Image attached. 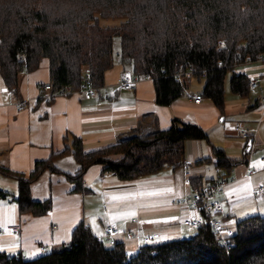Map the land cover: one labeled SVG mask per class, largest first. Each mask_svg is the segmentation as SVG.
Returning a JSON list of instances; mask_svg holds the SVG:
<instances>
[{"label": "trees", "instance_id": "16d2710c", "mask_svg": "<svg viewBox=\"0 0 264 264\" xmlns=\"http://www.w3.org/2000/svg\"><path fill=\"white\" fill-rule=\"evenodd\" d=\"M101 20L119 24L105 26ZM115 38H120L122 63L132 65L138 77H154L159 105L170 106L186 93L191 77L176 75L191 71L192 77L205 79L202 97L223 111L228 74L232 91L247 95L249 77L235 69L264 54V0H0V63L13 90L22 73L38 69L44 59L50 62L52 96L79 90L85 74L101 88L115 62ZM204 139L208 135L201 126L178 118L168 129L154 128L91 152L74 138L72 153L80 167L69 179L82 191L84 175L94 165L105 166L121 180L177 168L186 142ZM58 155L36 162L29 175L1 168L19 183L14 199L20 213L50 211L49 201L32 198L31 185L46 170L58 172ZM117 155L120 159H113ZM215 156L220 167L234 165L221 149H215ZM231 240L234 248L203 225L193 237L130 253L123 242L110 246L81 224L70 244L35 259L0 252V264H264V216L239 221Z\"/></svg>", "mask_w": 264, "mask_h": 264}, {"label": "crops", "instance_id": "0c3cea01", "mask_svg": "<svg viewBox=\"0 0 264 264\" xmlns=\"http://www.w3.org/2000/svg\"><path fill=\"white\" fill-rule=\"evenodd\" d=\"M125 67L118 57L106 72L97 96L87 98L79 90L52 96L46 88L51 82L48 59L38 69L22 73L14 90L6 84L0 63V225L21 228L19 235L7 233L0 237L1 253H18L25 259L41 257L45 253L39 246H48L51 252L70 244L81 224L96 237L102 236L109 224L136 230L133 239L119 240L130 253L146 246V236H158L151 245L190 238L195 229L187 221L196 212L174 202L215 182H225L218 194L224 204L219 217L228 228L234 231L239 221L264 215V193H256L264 186V62L236 67L237 73L259 79V87L250 88L247 95L232 91V73L228 74L223 111L208 98L203 97L199 104L194 102V96L201 95L204 87L191 91L192 77L187 80L186 93L170 106L157 103L153 80L140 79L134 91L120 89L118 80ZM21 102L26 103L22 110L18 108ZM176 118L201 126L208 135L207 142H186L181 166L121 180L105 166L94 165L84 175L85 189L75 190L69 179L80 167L72 153L74 138H80L84 151L91 152L137 134L147 135L154 128L168 129ZM228 119L234 127L228 126ZM68 147L70 151L64 153ZM215 149L223 150L234 165L218 166ZM54 154H61L54 162L58 172L46 170L31 185L32 198L49 201L50 211L38 216L20 213L14 199L19 183L1 168L29 175L36 162ZM186 160L190 162L188 167ZM248 166L255 172H248Z\"/></svg>", "mask_w": 264, "mask_h": 264}, {"label": "built area", "instance_id": "2783aa9c", "mask_svg": "<svg viewBox=\"0 0 264 264\" xmlns=\"http://www.w3.org/2000/svg\"><path fill=\"white\" fill-rule=\"evenodd\" d=\"M255 62H264V54L259 55ZM252 63V61H248L247 64ZM221 65V63H220ZM183 76L192 77V72H180L177 73L176 77L178 79H182ZM140 79L153 80L154 77L151 74L143 75L142 77H138L131 70H124L118 80V88L126 90V91H134L136 84ZM249 85L251 89H256L259 87V79L255 77H249ZM47 89H50V86H46ZM98 87L95 86L90 74H85L84 80L80 85L79 91L84 93L87 98H95L98 94ZM202 95L194 96V102L196 104L201 103ZM26 106L25 102H21L18 104V108L20 110L24 109ZM240 128L237 127L236 131H239ZM245 138L248 137V134L243 133ZM250 156L253 154V149L250 147L249 150ZM261 161L264 163V155L261 157ZM190 162L188 160L185 161V166L188 167ZM249 167V166H248ZM248 172L254 173V170L248 168ZM189 176V173H186ZM225 186V182H215L211 184L203 185L198 191L194 194H189L185 197L184 200L179 202H174L175 205H184L191 208L196 212V215L189 219L187 223L189 226L195 230H199L203 225H208L212 232L220 238L223 245L228 248H234L236 243L231 240V237L234 236V232L232 229L228 228L225 225V222L222 218L219 217L220 214L224 211L223 201L218 197V194L222 192ZM256 193L261 195L264 193V186H260L256 189ZM11 233L14 235H19L21 233V228L18 225H8L2 226L0 225V237L4 234ZM136 230H125L123 228L107 225L105 228V232L102 236L97 237L99 241L105 242L110 246H115L119 243L120 238H125L131 240L135 237ZM157 235L154 236H146L144 238L145 245H151L152 241L157 238ZM39 249L43 253H47L49 251L48 246H39ZM142 248H139L138 251H141ZM9 256L15 257L16 259H20L21 254H8Z\"/></svg>", "mask_w": 264, "mask_h": 264}, {"label": "rangeland", "instance_id": "374dc122", "mask_svg": "<svg viewBox=\"0 0 264 264\" xmlns=\"http://www.w3.org/2000/svg\"><path fill=\"white\" fill-rule=\"evenodd\" d=\"M101 24L102 25H105V26H116V25L119 24V21H114V20H101ZM114 50H115V53H114V61H116V60H118V56L120 54V38H115V40H114ZM125 66H126L125 67V70H131L132 72H134V69H133L132 65H130V64L127 63V64H125ZM113 67H114V65L110 69H112ZM204 85H205V79L202 78V79L199 80L196 77H192L191 78V81H190V89H191V91H193V90H201V89H203ZM228 92H230V91L228 90ZM229 119H231V118H229ZM229 119L226 122H227L228 126L230 128H232V127H234L235 124L232 123V121L229 122ZM214 129H217V128H214ZM130 138H132V136ZM235 139H237V138H235ZM115 157H119V155H117ZM191 231L193 232V234H191V236H189V237H193L195 235V233H196L195 230H191ZM235 231L236 230H234L233 232L235 233Z\"/></svg>", "mask_w": 264, "mask_h": 264}, {"label": "water", "instance_id": "95a60500", "mask_svg": "<svg viewBox=\"0 0 264 264\" xmlns=\"http://www.w3.org/2000/svg\"><path fill=\"white\" fill-rule=\"evenodd\" d=\"M252 144L250 143V146H251Z\"/></svg>", "mask_w": 264, "mask_h": 264}]
</instances>
